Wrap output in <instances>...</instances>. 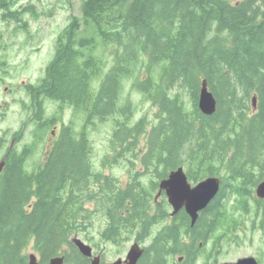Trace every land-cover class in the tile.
Masks as SVG:
<instances>
[{"label": "trees", "instance_id": "trees-1", "mask_svg": "<svg viewBox=\"0 0 264 264\" xmlns=\"http://www.w3.org/2000/svg\"><path fill=\"white\" fill-rule=\"evenodd\" d=\"M81 13L84 25L99 34L103 25L112 27L115 16V25L122 26L127 33L122 55L115 54L116 63L104 76L96 96L91 98L89 80L82 70L85 61L79 60L81 52L75 46L84 47L85 43L74 40L78 37L79 24L72 17L58 37V42L63 37L67 41L50 63L45 94L81 106L89 115L102 118L113 112L119 75L129 70L130 62L140 57L148 72L151 66L165 61L161 83L151 82L149 76L145 80L148 84L140 83L141 90L157 105L159 118L143 132L144 145L139 146L142 131H137L135 126L127 128L122 121L113 133L112 151L138 158L133 151L137 142L136 147L142 150L140 163L153 171L154 179L163 177L168 169L183 165L188 177L197 180L218 173L225 157L206 160V156L234 148L240 161L253 160L262 169L256 174L238 169L235 175L241 176L239 189L245 192L244 186L250 187L248 184L260 178L264 173V0H241L235 4L225 0H82ZM105 36L120 45V31L115 34L105 31ZM202 78H206L217 101L215 112L209 116L201 114L196 107ZM168 83H177L188 92L192 102L189 112L183 110L177 95L167 94ZM236 86L257 93L255 111L245 108L249 101L237 97ZM129 130L135 133L124 132ZM61 137L36 174L29 175L23 170L25 154L10 152L5 157L0 176V264H24L20 249L30 236L44 245L41 251L56 253L70 234V228L76 226L75 214L81 210L104 214L112 227L128 228L147 219L146 191L149 190L138 187V172L121 186L117 178L92 169L84 138L74 141L67 133ZM257 157L262 160L258 162ZM235 165L242 167L237 162ZM154 179L150 181L152 186L156 184ZM26 203L29 209L24 210ZM91 203L96 205L95 209H89ZM210 216L213 224L215 220L220 224L226 218L216 211ZM235 218L232 219L236 221ZM187 221L182 212L180 231L185 229ZM200 221L201 225L198 218L195 228L187 229L196 236V243L207 238L206 226L210 227L211 223L207 218ZM193 246L197 248V244ZM148 258L151 264H164L160 251Z\"/></svg>", "mask_w": 264, "mask_h": 264}, {"label": "rangeland", "instance_id": "rangeland-1", "mask_svg": "<svg viewBox=\"0 0 264 264\" xmlns=\"http://www.w3.org/2000/svg\"><path fill=\"white\" fill-rule=\"evenodd\" d=\"M80 1L81 0H12V2H16L17 6L30 2L37 11L32 13L30 9H25L22 11L23 16L21 21L11 22L22 25L25 23L24 25L27 26L14 35L10 33L13 25L6 26L7 23L1 18L2 10H0V31L3 32V42L8 46L4 56L6 61L15 62L21 59V56L24 55L23 48L22 52H19L21 50V42L24 38H27V36H29L28 38L32 42L34 48L39 47L47 49V46L50 47L54 30L65 25L70 14L79 16ZM28 48V46L25 47V50ZM44 57H46V54H43V58ZM101 57L108 60L110 57V50H108L105 55H101ZM134 63L135 66L132 76L125 78L121 83V92L116 101L118 109H115V114L96 125L95 129L89 127L90 129L88 130V137L91 145L90 159L93 167L96 168V170H103L104 173L119 177L121 180L126 177V167L123 161L118 163L115 162L110 167L102 166V160L109 150L108 141L111 136L112 124H114L113 119L117 116L120 117L123 111H127L129 112L128 120L133 123L143 120V122L146 121L147 126H149V123L158 121V117L155 115L157 111L156 106H151L145 92L138 90L133 84L135 77L139 79L142 75V73H137L141 65V58L138 57ZM152 69L153 76L159 77L158 73L161 72L162 64L158 66L155 65ZM4 84L10 85V83L0 79V135L5 130H12L18 127L22 122H27L26 129L30 131L32 127V123H28L30 112L27 109L25 110V105H23L20 100L14 102L18 98L24 99V101L27 102L24 91L22 89L19 91L18 88L15 90L8 88L4 89ZM168 92L170 96L177 95L179 101L182 99L186 105V109L190 108L191 101L188 92H185L179 87H169ZM245 108L249 109V105ZM49 109L50 107L47 108V110ZM186 109L184 108V110ZM3 112L5 114H3ZM68 116L69 112L65 111L63 119L67 120ZM74 123L75 126H78L76 116L74 117ZM28 138L26 133L25 139ZM37 155H40L39 152ZM147 180L148 178H146L144 182H147ZM106 223L107 218L103 214H89L87 216V224H84V227L78 231V236L82 239L89 238V242H93V240L96 242V248H100V251L105 254L103 263H109L112 259L123 257L131 243L134 242L131 235H128V238L123 236L119 247H115V244H111L110 240L106 241L101 235ZM86 227L88 228L86 229ZM28 245L29 244L26 246V252L29 253L32 250ZM208 246L212 247V251L218 249V251H221L222 249L223 252L217 254V263L235 260L238 256L251 254L258 256L261 260L260 264H264V236L261 235L260 231L251 229V227L239 231L236 234V241H232L223 247L215 246L213 242ZM206 250L209 249L202 248L203 252H206ZM205 262V254L202 253L200 257L196 259V264H205Z\"/></svg>", "mask_w": 264, "mask_h": 264}, {"label": "water", "instance_id": "water-1", "mask_svg": "<svg viewBox=\"0 0 264 264\" xmlns=\"http://www.w3.org/2000/svg\"><path fill=\"white\" fill-rule=\"evenodd\" d=\"M202 84L198 106L203 113L209 114L214 109V102L210 93H207ZM2 162L0 163V169ZM160 188L165 189L169 203L174 207L176 211L182 204L185 205L186 211L191 216L192 222L195 220L196 211L203 207L210 199L213 193L217 189V181L212 178H207L199 182L193 188L187 184L184 174L181 169L178 168L175 172H171L169 178L160 182ZM256 192L259 196H264V180L257 186ZM78 249L83 255L89 256L90 248L74 240ZM137 255V252L132 251L130 257L133 259ZM60 258H53L49 264H59ZM33 264V263H29ZM91 264H96L92 260ZM118 264V263H115ZM223 264H254L251 258L239 259L235 263H223Z\"/></svg>", "mask_w": 264, "mask_h": 264}]
</instances>
